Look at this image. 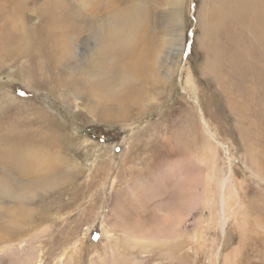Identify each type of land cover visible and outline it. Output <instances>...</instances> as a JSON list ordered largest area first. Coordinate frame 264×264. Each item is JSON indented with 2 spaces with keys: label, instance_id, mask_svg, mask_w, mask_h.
<instances>
[{
  "label": "rangeland",
  "instance_id": "rangeland-1",
  "mask_svg": "<svg viewBox=\"0 0 264 264\" xmlns=\"http://www.w3.org/2000/svg\"><path fill=\"white\" fill-rule=\"evenodd\" d=\"M226 1H137L157 52L125 108L120 84L109 96L95 84L99 34L71 46L67 83L32 48L74 0H0V223L28 207L36 226L0 248V264H264V38L251 5ZM16 24L31 42L22 54ZM37 146L54 156L24 157ZM37 175L61 183L33 189Z\"/></svg>",
  "mask_w": 264,
  "mask_h": 264
},
{
  "label": "bare ground",
  "instance_id": "bare-ground-1",
  "mask_svg": "<svg viewBox=\"0 0 264 264\" xmlns=\"http://www.w3.org/2000/svg\"><path fill=\"white\" fill-rule=\"evenodd\" d=\"M137 1L138 0H124V1L123 0H74L73 4L70 3L71 6L69 5L71 7V11H69V10L66 11L67 10L66 9L64 11V13H61L57 9L59 11V14L60 15L58 14L56 16L55 14H52L53 15L52 17H54V18H50L52 22H51V24H49L47 26V29H48V30H46L47 32L45 33L44 37H42L40 40L34 41L35 43L32 42V48L38 49L39 52H41V53L48 54L50 56V59H53V61H51V60L50 61L53 62L51 64H54L53 66L55 67V71H56V68H61L63 70V72L65 73V76L62 77V79H63V81L66 82L67 78L69 77L68 72H67V69H68L69 66H71L70 64H71V61L73 59L72 56H73V53H74L72 51L73 50L72 49L73 47H71V46L74 43H76L78 45V47H80V46L84 47L85 45H89L91 43L92 39H94L95 37H97L98 34H99L100 35V37H99L100 41L99 42H101L100 43L101 47L99 48V51H101V55H100V53H98L99 51H97L95 53L96 56H97V58L96 57H93L94 52L91 50L93 55L90 54V57L91 58L89 59L90 61L88 62L89 66H90V64L96 65V64L92 63V61L94 62V60L92 59V57L95 59V62L97 60L99 61V64H98L99 65V70L101 68L100 75L103 76V79L101 78V80L100 81H97V83H95V84H97V86L100 85L101 92L106 91L108 96L112 94V93H108L112 89H107V86L110 85V84H114V83L115 84L116 83L117 84H120V86H122L121 87V90L123 91L122 94L124 95V98H125L126 96H128L127 92H129L130 87L131 88H136L137 85H139V88H141L140 85L143 86L142 83H141V81H144V83H145L147 80H149V77L151 76V74L153 72L149 71L148 68H149V65H151V61L153 60V58H154V56L156 55V52H157V48L154 46V42L155 41H153L152 40V37L148 34V32H146L147 30L142 29L143 26H141V25H143V23H146V21H145L146 18H144V15L145 14L141 16V11L139 9L141 7L138 6ZM229 1H231V0H229ZM61 2H62V4H64V6L63 7L61 6L62 8L61 7L60 8L63 9V8H65V5L67 3L66 2H63V1H61ZM232 2H233V5H232ZM232 2H227V3H230L229 5L232 7V9L229 7L228 11L231 9L230 12H232V13H235L234 11H239L240 10V7H242L241 8L242 10L244 8L251 9V8H249V5H251V7L255 9L256 16L254 17L255 18L254 19L255 20L254 21V25H255V29H256V35H257V37L259 39L264 38V2H263V0H233ZM14 3L15 2H13V4ZM140 3H142V2H140ZM4 6H5L4 4H1V6H0L1 9L0 10L7 9V8L4 9ZM148 11L150 12V8H149ZM145 13H146V11H145ZM142 14H143V12H142ZM17 17H18V15H17ZM62 20H63L64 23H65V21L66 22H68V21L70 22V23H68V26H67L66 29H60L58 27L59 24H63L61 22ZM13 26H14L13 27L14 28V31L15 32H19V34H21V36L19 37L20 39L15 44L16 49L14 51L17 50L18 54H22L27 49V46H28L27 43L30 44L31 42H27L26 41V38H25V34L26 33H24V28L21 25L16 24V25H13ZM146 28L149 29L148 26ZM55 29H57V30H55ZM141 29L144 30V31H142ZM38 33L39 32H37V34ZM259 41L261 42V40H259ZM263 43H264V41H263ZM49 47H52L53 48V51L50 52L49 51L50 50ZM126 47H129V51H128V54L127 55H125L123 53V50L126 49ZM11 50H12V48L10 49L8 47V52H11ZM87 50L88 49H86L85 51H87ZM96 50H98V49H96ZM88 53H89V51H88ZM86 54H87V52H86ZM7 55H11V54H7ZM12 56H14V54H12ZM2 58H3V56H0V59H2ZM7 58H9V57H7ZM13 58H15V57H13ZM87 60H88V57H87ZM86 65H87V63H86ZM92 66H90V67L92 68ZM93 68L97 69V66H95ZM90 71L94 75L95 70L92 69ZM152 71H153V69H152ZM54 75H56V74H54ZM56 77H58V76H56ZM153 78H154V76H153ZM57 82L60 83V81H57ZM159 82H160V80H159ZM93 83H94V81H93ZM95 84H94V86H95ZM157 84H158V79H155L152 82L151 86L152 87H156ZM124 85L126 86V89L125 90H124V88H125ZM97 86H96V88H97ZM110 86H112V85H110ZM134 92L136 93L137 91L134 90ZM92 93H93V91H92ZM129 95H132L131 98H130V100L127 101V98L123 99L124 100V103H123L122 106L125 107V108L127 106H129V104L133 100L134 101L135 100H138V96H133V94H131V93ZM100 109H101V107L99 109H97V110H100ZM97 110H94V114L95 115L106 116V113L104 114L103 112H100V111H99L100 112L99 113V112H97ZM122 110H123V108H122ZM49 144H51V143H49ZM42 145H45L44 147L46 148V143L45 144H42ZM47 147H49V145ZM48 149H50V148H48ZM48 149H45L44 150L41 146H37L36 148H31V151H26V152H22V153L24 154V157H27V158H29V157H32L33 158V156H35L37 154H40L39 152H44V154H47L46 157L54 156V154H50L49 153ZM14 154H16V153H14ZM60 156H62V155H60ZM19 157H20V155H19ZM185 157H186V155H185ZM27 158H26V160H28ZM187 160H188V158H187ZM23 167H24V165H23ZM175 167H177V166H175ZM186 168L182 165V167H180L178 169L179 173H181L180 174L181 175L180 177L184 180V181L183 180H180L179 182H181V184H183V185L185 184V182L190 183L191 180L194 181V179H191L189 181V179H187V177L185 175H183L184 173H186L187 171L189 172V170H190V169L189 170L188 169L186 170ZM171 169H173V168H171ZM192 170H194V169H192ZM195 171L196 170H194V172ZM5 173H6V171H5ZM174 174L175 173L172 174L173 175V178L175 177ZM199 176H200V174H199ZM41 177L39 175L33 176L29 180L30 187L33 188V189H37V190H43L44 186H49L50 183H52V182L53 183L56 182L58 184L61 183V180L60 179H58V180L57 179H53L52 181L48 182V179H47L48 176H47V178L44 177V176H41ZM170 177H172V176H170ZM176 178H177V176H176ZM196 178H198V176ZM4 180H6V179H4ZM62 180L64 182H65V180L68 181L67 178L65 180L64 179H62ZM223 183L219 184L220 187H221V189L224 187V184ZM194 184H195V182H194ZM7 185H8V183H7ZM14 185H12L10 187H13ZM188 186H190V185H188ZM4 187H5V185H4ZM53 187H54V185H53ZM1 188L4 189L3 186ZM188 191H190V190H188ZM192 191H194V190H192ZM16 192H18V191H16ZM20 193H22V192H20ZM33 195H34V193H33ZM33 195H31V197ZM191 195H192V197L190 198L191 202L192 201H196V197H197L196 194H191ZM221 195H222V197H221V204H222V206H224L225 203H226V200L228 201L230 198L229 197H226V195L224 193L221 194ZM18 196L19 195H16V197H17L16 199H18V200L19 199L20 200L23 199L24 200V198L21 195H20L21 198H18ZM29 196H30V194H29ZM29 196H28V198H30ZM13 198H15V197H13ZM227 198H229V199H227ZM227 204H228V202H227ZM53 205H55V204H53ZM23 207H25V206H23ZM56 207H57V205H56ZM255 207H256V205H255ZM259 210H261V209H259ZM32 212L33 211H30V209L28 207H26V209L23 212V215H21L22 220H15L13 222H8L9 224L7 223V224H3V225H1V223H0V248H8V247L13 246V244H15L17 242L20 243L21 241L26 242L27 240H29V239H27L28 234L27 235L26 234L20 235V234H22V233H28V231H32V229L34 230L36 228V226H33V223H32L34 221L33 216H32L33 215ZM234 212L235 211H233V213ZM253 213H255V212H253ZM10 218H12V217H10ZM15 218L16 217L14 215V219ZM10 220H6V221H10ZM223 221H224V219H223ZM27 227H29V229H27ZM241 228H240V230H241ZM45 230L46 229H44V230H41L40 229L39 231L43 233ZM30 234H31V232H30ZM29 237H30V235H29ZM0 252H1V249H0ZM5 255H6V253H5ZM25 256L27 257V255H25ZM72 260H73V258H72ZM65 261H67V260H65ZM28 262H30V260ZM70 264H72V263H70Z\"/></svg>",
  "mask_w": 264,
  "mask_h": 264
}]
</instances>
